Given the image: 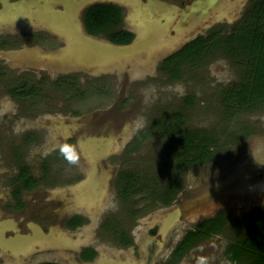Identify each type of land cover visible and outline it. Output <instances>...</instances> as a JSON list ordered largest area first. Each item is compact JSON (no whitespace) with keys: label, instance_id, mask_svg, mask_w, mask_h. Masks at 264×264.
I'll list each match as a JSON object with an SVG mask.
<instances>
[{"label":"rangeland","instance_id":"374dc122","mask_svg":"<svg viewBox=\"0 0 264 264\" xmlns=\"http://www.w3.org/2000/svg\"><path fill=\"white\" fill-rule=\"evenodd\" d=\"M25 1L0 2V264H84L78 253L86 249L89 264H164L191 231L217 217L222 230L173 264H231L225 250L248 235L249 217L264 208V106L224 107L222 92L240 72L221 47L172 67L178 77L160 65L199 36L231 32L248 0H221L192 21L184 14L199 0H154L158 16L168 18L146 27L149 0H104L122 10L116 31L132 34L129 44L142 36L139 55L121 59L106 46L120 45L111 40L114 29L91 35L86 12L75 15L86 0ZM42 7L74 14L27 19L22 32L9 23L41 15ZM83 37L102 43L92 55L107 65L86 59ZM190 130L212 136V155L180 169L174 143ZM64 144L74 147L76 164L61 154ZM128 171L156 175L160 187L175 176L179 189L166 206L144 192L127 195L130 187L117 181Z\"/></svg>","mask_w":264,"mask_h":264},{"label":"trees","instance_id":"16d2710c","mask_svg":"<svg viewBox=\"0 0 264 264\" xmlns=\"http://www.w3.org/2000/svg\"><path fill=\"white\" fill-rule=\"evenodd\" d=\"M85 22L87 31L91 35H99L114 29L115 33L111 36L114 43L126 45L132 41V34L116 31L118 30L116 28L121 24L119 8L109 5L93 6L86 11ZM218 35L221 34H210L207 39L204 36H199L180 51L165 59L160 65L161 71L171 72L173 76L178 77L176 70H171L172 67L182 63L189 64L195 59L202 58L203 52H206L208 57L216 48L221 47L224 54L240 72L239 80L231 83L222 92L224 107L230 113L234 111L253 112L261 109L264 106V0H248V6L242 18L235 27H232L231 32L222 34L221 38ZM174 119L177 118L174 116ZM177 129L179 128L173 127V131L176 132ZM180 135L174 143L175 146H178L174 159L178 168L187 169L199 165L211 157L214 144L211 135L192 130ZM25 175L21 179L23 178L28 183L27 185L32 187L34 184L32 179ZM138 176L139 173H131V171L121 174L118 177V186L125 190L130 187V193L127 195L137 194V192L143 194L144 192L145 196L150 197V201L153 196L152 199H155L156 203L164 206L170 204L176 190L179 189V183L176 182L175 176L166 185L162 184L161 187L159 183H156L159 178L156 175L153 177L143 175V179H139ZM138 184L140 188L136 189ZM19 193V191L15 192V198L20 196ZM248 222L250 224L248 235L244 239L228 245L225 258L233 264H264V208L255 211L249 217ZM223 226V220L219 217L201 223L179 244L175 252V260H180L196 242L207 240L211 235L220 232Z\"/></svg>","mask_w":264,"mask_h":264},{"label":"water","instance_id":"95a60500","mask_svg":"<svg viewBox=\"0 0 264 264\" xmlns=\"http://www.w3.org/2000/svg\"><path fill=\"white\" fill-rule=\"evenodd\" d=\"M101 1H104V0H86L84 3H82L76 10H75V15H76V11H84V9L92 4H95L96 2H101ZM208 1L210 0H203V1H198V2H194L195 5L199 4V8H193L194 6L190 7L189 8V12H188V15L184 14V19L186 18H189L192 20H195L196 18H199V19H202L203 17H206L210 10H215V8H217V4L221 1V0H211V4L207 5L206 4L208 3ZM41 2H44L43 0H41L39 3ZM158 3H156V1L154 0H149V3L145 6H143V20H144V26L146 27V25L148 24L149 22V25L151 26L152 24L156 23L157 22V17L159 20H161L163 17H165L166 19L168 18L167 15L165 14H159L160 16H158V14L155 12L157 11V8L158 7ZM15 6V5H14ZM39 6V5H38ZM12 8V7H11ZM26 7H23V9H25ZM28 9H31V7H28ZM26 10V9H25ZM42 10L43 12H41V15H38V14H34L32 16V18L30 17H27L25 16L23 19H25V21L28 19L30 21H32L33 19H36L39 21L40 19H42L44 22H45V18L47 19H50L51 18V14L52 12L54 11H51L52 9L51 8H48L46 9L42 7ZM153 11V12H152ZM170 11V10H169ZM165 12V11H164ZM1 13V12H0ZM53 14H59V20L60 21L61 19H63L64 17L67 18V19H70L72 16V14L74 13H71L70 11H68V9L64 12V13H53ZM65 14V15H64ZM61 15V16H60ZM63 15V17H62ZM154 15V16H153ZM48 16V17H47ZM157 16V17H156ZM70 17V18H69ZM15 18H22V15H16ZM135 18V17H133ZM156 21V22H155ZM48 23V22H47ZM50 24V23H49ZM58 23H53L51 25H48L50 27H52L53 25H57ZM65 25V24H64ZM61 26L60 25L59 27H55V29L57 30H61ZM66 26V25H65ZM76 26V25H75ZM137 27H139V25H137ZM76 28V27H75ZM150 27H148L149 29ZM79 31V29H77ZM157 30V34H160L162 35L161 33H158L159 32V29L158 27H152V29H150V33H153L154 35L156 34V31ZM144 32V31H143ZM147 32V31H146ZM79 33V32H78ZM153 35V36H154ZM81 36V34L79 35ZM139 41L133 46L131 44L129 45H106L107 47L110 48V51L113 53V54H118L116 55V58L117 59H121V58H128V57H132V56H135V55H139L137 53H139L141 50H137V47H139V45L142 43V36L139 35ZM154 38V37H153ZM154 41L155 39L152 40V44H154ZM102 43H98V41H95V39L93 40V38L91 39H86L83 37V40H82V53L86 54L87 56V60H89L90 62H95V64L98 66V64H101L102 66L103 65H107V64H103L101 63L100 61L97 62V60L95 59V56L92 55V52L93 50H97V46L98 45H101ZM131 45V46H130ZM81 50V48H80ZM135 52H137L135 54ZM80 51V54L83 55ZM94 64V63H93Z\"/></svg>","mask_w":264,"mask_h":264},{"label":"flooded vegetation","instance_id":"af4514ba","mask_svg":"<svg viewBox=\"0 0 264 264\" xmlns=\"http://www.w3.org/2000/svg\"><path fill=\"white\" fill-rule=\"evenodd\" d=\"M1 1H3V0H1ZM0 1V2H1ZM6 1V0H5ZM23 1H25V0H23ZM30 0H28V2H29ZM168 3H172V0H166ZM26 3H27V1H25ZM3 4V3H2ZM97 5H109V6H113V7H115V8H119L120 9V7L119 6H117V5H115V4H113V3H109V2H106V1H101V2H96L95 4H92V5H90V6H88V7H86L85 9H84V11H83V13L84 12H86L88 9H90V8H92L93 6H97ZM1 6V5H0ZM27 11H31L32 9H28V5L26 6V8H25ZM122 11V10H121ZM122 14V13H121ZM22 18H24V16H22ZM10 19V18H9ZM13 19H14V17H13ZM29 19V18H28ZM25 21V19H23L20 23H14V22H9L10 24H14V25H16V27H17V29L20 31V32H22L23 30H24V28H27V26L26 25H28L27 23H25L24 22ZM29 21V20H28ZM22 22H24V23H22ZM11 47V46H10ZM13 47V46H12ZM12 92H14V91H12ZM9 96H12L13 98H14V94L13 93H11ZM27 96V95H26ZM23 97H25V95H23ZM15 99V98H14ZM75 221H79V219H76ZM32 232L30 231V233L28 234V236L31 234ZM44 236H46L44 233H42ZM55 234V233H54ZM45 239H46V237H44ZM209 239V238H208ZM207 239V240H208ZM43 242H45L44 240H43ZM200 243H202V241H199ZM203 242H206V240H204ZM32 243V242H31ZM26 249V248H25ZM88 250V251H87ZM87 252H88V254L89 255H92V251H90V249H86L85 250V252L84 251H80L78 254L80 255L81 254V257H83L84 258V260L82 259V260H80V262H82V263H84V264H89V263H86V262H91V261H93V259H94V256H91L92 258H88V256H86L87 255ZM175 252H176V249H175V251L174 252H172L171 253V255H170V257L168 258V261L166 262L165 261V263L164 264H173L174 262H178V261H176L175 260ZM225 252H226V250H225ZM187 255V252L185 253V255L180 259V260H183L184 258H185V256ZM224 256H225V253H224ZM90 257V256H89ZM78 258V257H77ZM206 260V259H205ZM229 262V261H228ZM207 264H209V263H207ZM211 264V263H210ZM231 264H233V263H231Z\"/></svg>","mask_w":264,"mask_h":264},{"label":"clouds","instance_id":"9594fccd","mask_svg":"<svg viewBox=\"0 0 264 264\" xmlns=\"http://www.w3.org/2000/svg\"><path fill=\"white\" fill-rule=\"evenodd\" d=\"M60 152L65 157V159L71 164H76L79 160V156L76 154L74 147L71 145H62L60 147ZM199 264H205L204 258L200 259Z\"/></svg>","mask_w":264,"mask_h":264},{"label":"bare ground","instance_id":"6f19581e","mask_svg":"<svg viewBox=\"0 0 264 264\" xmlns=\"http://www.w3.org/2000/svg\"><path fill=\"white\" fill-rule=\"evenodd\" d=\"M165 6H166V5H165ZM165 6H163V7H165ZM169 13H170V12H169ZM70 22H71V21H70ZM77 35L79 36L80 34L77 33Z\"/></svg>","mask_w":264,"mask_h":264}]
</instances>
